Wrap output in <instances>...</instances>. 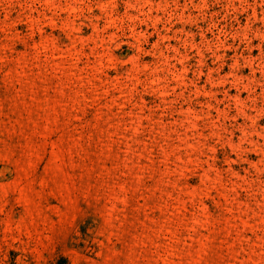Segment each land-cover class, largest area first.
Here are the masks:
<instances>
[{
	"label": "rangeland",
	"instance_id": "obj_1",
	"mask_svg": "<svg viewBox=\"0 0 264 264\" xmlns=\"http://www.w3.org/2000/svg\"><path fill=\"white\" fill-rule=\"evenodd\" d=\"M0 264H264V0H0Z\"/></svg>",
	"mask_w": 264,
	"mask_h": 264
}]
</instances>
